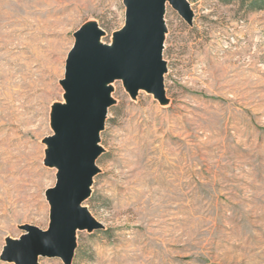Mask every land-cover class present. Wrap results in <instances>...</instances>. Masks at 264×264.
Listing matches in <instances>:
<instances>
[{"label": "rangeland", "instance_id": "rangeland-1", "mask_svg": "<svg viewBox=\"0 0 264 264\" xmlns=\"http://www.w3.org/2000/svg\"><path fill=\"white\" fill-rule=\"evenodd\" d=\"M187 1L191 25L169 5L164 15L169 103L113 82L84 203L102 228L77 233L71 264H264V8ZM90 21L110 43L123 0H0V256L22 225L48 227L44 139L73 34Z\"/></svg>", "mask_w": 264, "mask_h": 264}, {"label": "water", "instance_id": "water-1", "mask_svg": "<svg viewBox=\"0 0 264 264\" xmlns=\"http://www.w3.org/2000/svg\"><path fill=\"white\" fill-rule=\"evenodd\" d=\"M125 22L110 43H101L104 31L88 22L74 32V44L65 60L60 85L63 101L50 111L52 134L46 144L44 164L56 169V182L45 192L49 203L46 230L25 224L18 238L7 237L1 260L13 264H40L39 257H57L71 264L77 233L102 228L85 201L93 178L100 172L96 160L102 154L100 133L104 129L113 82L120 80L132 99L140 91L151 94L161 105L165 95L163 59L167 32L164 15L171 6L189 24L193 13L187 0H123Z\"/></svg>", "mask_w": 264, "mask_h": 264}, {"label": "trees", "instance_id": "trees-1", "mask_svg": "<svg viewBox=\"0 0 264 264\" xmlns=\"http://www.w3.org/2000/svg\"><path fill=\"white\" fill-rule=\"evenodd\" d=\"M247 2L252 10H260L264 8V0H241Z\"/></svg>", "mask_w": 264, "mask_h": 264}, {"label": "bare ground", "instance_id": "bare-ground-1", "mask_svg": "<svg viewBox=\"0 0 264 264\" xmlns=\"http://www.w3.org/2000/svg\"><path fill=\"white\" fill-rule=\"evenodd\" d=\"M101 43H103V42H101ZM109 46H111V43L109 44Z\"/></svg>", "mask_w": 264, "mask_h": 264}]
</instances>
